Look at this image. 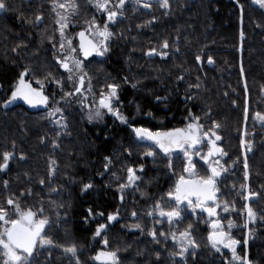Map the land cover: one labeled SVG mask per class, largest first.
Listing matches in <instances>:
<instances>
[{
  "label": "trees",
  "instance_id": "1",
  "mask_svg": "<svg viewBox=\"0 0 264 264\" xmlns=\"http://www.w3.org/2000/svg\"><path fill=\"white\" fill-rule=\"evenodd\" d=\"M7 3L9 10L0 15V154L11 152L13 157L0 172V205L7 208L6 200L15 198L23 210L44 209L42 215L49 220L45 234L55 246L35 254L32 264H75L77 257L81 264H101L93 259L102 249L101 243H93L101 225L102 240L108 241V251H118L120 264H226L208 242V226L204 230L198 223H205L203 216L195 218L184 209L181 219L169 224L155 209L158 202L165 211L175 206L167 193L186 177L187 159L141 143L133 131L169 130L188 117L203 126L202 132L215 130L221 136L229 173L219 186V197L244 216L246 204L257 213L247 246V230L240 233L237 254L243 257L246 251L251 264H264V121L256 116L264 115V8L253 0H169L167 9L153 2L133 15L129 4L114 32L110 57L83 65L94 98L107 94L109 84L119 85L118 98L129 121L111 118L94 133L82 108L67 95L72 92L69 75L57 57L68 48H59L62 37L50 0ZM77 4L78 13L69 21L72 31L92 20L88 0ZM38 15L43 19L36 22ZM165 40L168 49L160 47ZM72 43L76 45L74 39ZM152 48L168 55H148ZM209 57L214 63H207ZM23 73L43 85L49 101L62 100V125L49 106H5ZM214 123L220 127L214 129ZM194 165L197 177L209 175L200 161ZM51 168L56 169L54 175ZM128 168L143 171L122 189L121 184H128ZM87 184L92 187L84 190ZM245 184L246 190L241 188ZM121 189L122 205L117 197ZM247 191L259 195L245 200L241 193ZM110 215L116 220L109 221ZM137 223L140 229L134 227ZM189 225L199 248H190L195 256L183 261L169 255L178 251L172 239L158 236L161 243H156L148 234L154 229L178 236ZM72 245L77 248L75 258L63 250Z\"/></svg>",
  "mask_w": 264,
  "mask_h": 264
},
{
  "label": "snow or ice",
  "instance_id": "2",
  "mask_svg": "<svg viewBox=\"0 0 264 264\" xmlns=\"http://www.w3.org/2000/svg\"><path fill=\"white\" fill-rule=\"evenodd\" d=\"M89 3L94 4V6L107 13V20L110 23H114L118 16L123 15V9L125 8L128 0H88ZM133 3L139 5L143 8H150V3H145L144 0H132ZM160 6L167 9L169 7V0H158ZM52 11L56 14V24L58 25V30L62 40L60 42L59 48L62 50L65 46V41L69 46V54L65 55L62 53V59L58 60L59 63L62 64V67L68 71L69 73H75L82 70L81 62L79 60L73 59V67H70L68 60L71 58L70 53L75 52L76 49L72 47L71 39L65 36V29L69 25L70 17L74 16L78 13V4L77 0H50ZM253 3L258 4L261 8H264V0H253ZM10 5L7 3V0H0V11H8ZM62 10V11H61ZM42 16L36 17V22L42 20ZM95 30V34L99 36L101 39L99 43H94L93 41H88V47L84 44L85 32L81 31L78 35L81 38L80 48L83 50L84 56L87 57L91 54V51H95L97 55H104L109 48L107 46V41L113 36V33L109 31L108 24H104L101 28L100 25L95 23V20L91 22V27L88 29L89 32ZM162 49H168L169 43L167 40L163 41L160 45ZM148 55H161V57H166L168 55L167 52H160L157 48H152L148 51ZM200 57H197L199 60ZM207 63L212 64L214 61L211 57L208 58ZM24 75L26 73L21 74V78L15 89L11 93V98L6 102L5 106L10 105L11 103L17 100H23L25 103L29 104L32 107H36L38 104L47 106L48 97L42 94V91H37L32 88L29 84H27L24 80ZM87 73L81 75L79 77V84L81 87L84 84V76ZM70 80L72 79V75L68 77ZM182 79V77H181ZM43 85H41L42 89ZM108 89L110 91L105 93H101L100 99L98 101V109L94 113L95 117H101L102 113L100 109H106L107 112L116 116L121 123H127V118L118 111L117 108L113 106V100L118 99V88L119 85L109 84ZM135 87V85H133ZM198 87V85H196ZM81 88H76L75 93H79ZM75 93H67V95L71 96ZM157 99H160L159 97ZM59 108L55 109V112H60ZM247 112V110H245ZM257 118L261 121H264V115L256 114ZM247 119V116L245 117ZM89 119H93V116H89ZM59 123V121H57ZM220 124L214 123V129H218ZM202 125L198 123H189L185 129H176L174 131L168 132H152L146 128H133V131L138 139L141 140H149L155 143L159 148L167 155L171 149V146L180 147L184 152L185 156L188 157L187 166L184 171L189 173L190 177H196L195 165L193 164L192 158L189 155L188 148L195 149L197 145L200 143L202 136L208 137V132L202 133ZM211 135L215 136V141H219L221 136L216 133L215 130H210ZM213 140H209V144H211V149L208 151L206 157H202L205 163H208V158L212 157L216 153H221L222 149L216 146V143ZM244 142L242 141V144ZM187 145V148L184 146ZM54 147H58V145H54ZM248 151H251V146H248ZM198 154V153H197ZM2 163H0V172L5 171L9 167V161L13 157V153L4 152L2 154ZM147 155H153L152 152L147 153ZM24 156H20V159H24ZM107 159V158H106ZM215 165L219 166V160H216ZM52 164H55V161H52ZM245 169L248 168L247 159L245 158ZM143 170L142 168L140 169ZM51 174L54 175L56 169H50ZM128 172V184H121V188H125L131 186L135 180L139 179L136 176L135 171L132 168L127 169ZM211 175L205 174L204 176H200L197 178L185 179L183 176L180 177L179 182L176 184L175 190L167 193V196L170 200L176 202V206H170V210L165 211L162 207L161 203H156L155 209L158 210V214L161 218H167V222L169 224H173L174 221H178L181 219V209L178 207L180 204L187 202L189 207L193 209L199 208L201 211L206 212L209 217H217L218 212L217 209L221 208L223 212H229V210H235L234 204H229L228 202H223L221 206L220 203H217V192L219 189L217 188V177L221 175V172L217 170L216 166H210ZM247 172H245V179H247ZM4 186L7 187V181H4ZM41 184H44L45 181L41 180ZM92 187L91 184H87L84 186V190ZM241 188L246 190L248 186L241 185ZM55 191V189H53ZM24 193H21L23 195ZM245 200H251L254 197L258 196L259 193L247 191L246 194L244 192L241 193ZM192 196L196 197L195 202L191 199ZM211 202V205H209ZM7 208L4 205H0V264H32L34 259V251L37 248V241H39V246H55L54 242L47 238L44 230L45 226L49 224V220L47 217H44L42 214L44 212L43 208H40L36 211L32 209L23 210L20 205L17 203L15 198H8L6 200ZM246 209V220L244 227L247 228L248 223H255L257 213L253 211V208L249 205H245ZM37 213H40V218H37ZM149 216L153 215L152 212L147 213ZM133 216L136 215L135 212L132 213ZM18 217V218H15ZM115 215H110L108 217L109 221L116 220ZM264 218V217H262ZM227 220V230H225V225L222 223L220 219L211 222V227L213 231L208 236V242L212 249L216 252L221 251V246L223 248L230 249L232 252V260L238 261L239 264H251V261L248 259L247 252L243 257L237 255V246L241 243V241L232 238L230 234V230L234 227V223L232 220L227 217L224 218ZM159 222V221H158ZM10 225V227L8 226ZM134 227L136 229H140V224H135ZM105 225H101L97 228L95 233L96 236H100L101 232L104 230ZM142 230V229H141ZM153 241L156 243H161L158 239L159 237H164L165 241L168 239H172V241L178 245V251L170 252L169 255L172 257H178L179 260H185L187 255L195 256V252H189V249H197L199 245L196 243L193 238V234L191 232V225L188 226V229L179 232L177 236L176 232L165 233L161 231L157 233L156 230H151L148 233ZM252 236L251 231L249 232V237ZM104 245L107 246L108 241L104 239ZM245 246H247L248 240L245 239L243 241ZM64 252L71 254L72 257H76L77 248L75 245L64 247ZM157 258H159V254H157ZM96 261H100L101 264H120V260L118 257V251H101L95 257H93ZM75 264H81L79 258L77 257L75 260Z\"/></svg>",
  "mask_w": 264,
  "mask_h": 264
},
{
  "label": "flooded vegetation",
  "instance_id": "3",
  "mask_svg": "<svg viewBox=\"0 0 264 264\" xmlns=\"http://www.w3.org/2000/svg\"><path fill=\"white\" fill-rule=\"evenodd\" d=\"M150 2H152V0H149ZM89 3V2H88ZM131 4L133 6V12L132 14L135 15V14H138L140 13V11H142L143 7L139 6V5H136L135 3L132 2V0H128V2L126 3L125 5V8L123 9V15L122 16H118L116 18V21L114 23H110L108 22L107 20V13L106 12H103L99 9H97L94 4H91L89 3L90 5V8H91V12H92V20L90 22H83L82 24V27L76 31H72V35L74 36V40L76 41V45H72L73 48L76 49L75 52H71L70 53V56L71 58L68 60V63L70 65V67H73V59L75 60H79L81 62V66H82V70L81 71H78L79 72V77L81 75H84V71H83V65L85 62H89L90 60H97V61H105L107 58L110 57V54L113 52L112 50V44H113V41H114V32L116 31V27L118 25V23L123 19V17L126 15V12L128 11V5ZM6 13V11H2V14L0 15H4ZM95 20V23L97 25H100L101 28L103 27L104 24H108V29L109 31H111L113 33V36L106 42L107 43V46L109 48V50L104 53V55H97L95 51H91V54L88 55L87 57L84 56V53H83V50L80 48V42H79V39H78V34L81 32V31H84L85 32V37L88 39V40H91L93 41L94 43H99L100 41V37L97 36L95 34V30L89 32L88 29L91 27V22ZM65 55L69 54V47H68V51L67 53L64 51L63 52ZM62 59V56H59L57 57V61L58 60H61ZM58 64L61 66L63 72L69 74V76L71 75V73H69L68 71H66L63 67H62V64L58 62ZM68 76V77H69ZM79 77H78V82H77V85L76 87L72 90L71 93H75V89L78 88V85H79ZM70 80V79H69ZM90 86V82L87 78V76H84V84L83 86L81 87V91L79 93H75L74 96L75 98L79 97L81 99V101H84V100H89L91 99V101H93L95 103V99L93 97V95L90 93L89 89L87 88V86ZM47 96V95H45ZM48 97V96H47ZM19 105H23L25 106L24 102L23 103H20ZM87 106V105H86ZM86 106H84V103H82V108L84 110V115L86 116V112H87V109H86ZM113 106L115 108L118 109L119 112H122L124 113L125 110H124V104L122 102H120L119 98L118 99H114L113 100ZM26 108H28L29 110H32L30 108V106H25ZM105 112H106V120L108 121L109 119H114L115 121H119L121 123V121L116 117L114 116L113 114L107 112L106 109H103ZM127 116V114L125 115ZM106 121V122H107ZM189 123H196L194 120H192L190 117L186 118V120H184V122L172 129H169V130H162V131H159V132H168V131H174L176 129H185L187 127V125ZM89 127V126H88ZM134 128V127H133ZM92 131V130H91ZM202 131V130H201ZM94 132V131H92ZM95 133V132H94ZM100 133V132H99ZM203 133V132H202ZM209 140H212V135L209 134L208 137H203L201 138V141L200 143L197 145V147L195 149H192V148H188V152H189V155L191 156L192 158V161H193V164L196 163V161H200L206 168L207 170L209 171V175H211V172H210V165L212 164L213 166H216L217 167V170L221 172V175L219 176V178H217V188L219 189V186L222 185V179L225 178V176L228 175L229 173V170L227 169V167L225 166L224 164V160L227 158V156L224 154L223 152V149L221 147V144L222 142L219 144L220 148L222 149V156L219 158V159H214L213 157L211 158L209 164L208 163H205L204 159H202V157H206L207 156V153L208 151L210 150V144H209ZM222 140V138H221ZM157 146V145H156ZM158 147V146H157ZM185 148H187V145L184 146ZM159 148V147H158ZM160 149V148H159ZM161 150V149H160ZM162 151V150H161ZM163 152V151H162ZM184 153L180 147H177V146H172L169 153L167 155H170L172 153ZM164 153V152H163ZM198 153V154H197ZM165 154V153H164ZM166 155V154H165ZM184 157L188 160V157L185 156L184 154ZM244 157H245V154H244ZM216 160H219V166L215 165V161ZM196 169V167H195ZM143 171V170H142ZM142 171L140 169H136L135 170V174H141ZM197 170H195L196 172ZM197 173V172H196ZM185 179H188V178H199V177H190L189 176V173H187L186 177H184ZM180 179V178H179ZM178 179V180H179ZM177 180V182H178ZM220 191V190H219ZM219 191L217 192V203H220L221 206L223 205V202H226L225 199H221L219 197ZM170 200V199H169ZM171 201V200H170ZM193 202H195V200H193ZM171 203L175 204L176 206V202H173L171 201ZM181 209V217H182V211L184 209H186L188 211V214L189 215H193L195 216V218H200L202 219L201 216H203L205 218V223L200 221L198 223H202L203 227H204V230L206 227V225L208 226V231H209V234L213 231L212 227H211V222L212 221H215L217 219H220L222 221V223L225 225V230H227V220H225L224 218L227 217L228 219L232 220L233 223H234V227L231 228L230 230V234L232 236V238H235L237 240L240 241V238H241V235L240 233L245 229L247 230V228L244 227V224H245V220H246V216L243 215V213L239 210H237V208L235 207V210H229V212H223L221 210V208H218L217 209V212H218V216L217 217H214V218H211L209 219V216L207 215L206 212H201V211H197L196 208L193 209L192 207H189L188 205H183L180 207ZM246 215V213H245ZM163 219H166L167 218H163ZM175 222V221H174ZM173 222V223H174ZM250 226V223L248 225V228ZM10 227V226H9ZM45 230H46V226H45ZM44 230V232H45ZM102 238V236H101ZM101 251H108L107 247L104 245V244H101ZM241 246V243L237 246V249ZM50 249L49 246H44V247H40L39 246V241H37V248L35 249L34 251V255L35 254H43V253H46L48 252ZM219 254L221 255V257H224L226 256L227 254L228 255H231L232 252L230 251V249H227V248H223L221 246V251L219 252ZM67 256H71V254L67 253ZM72 257V256H71ZM72 258H75V257H72ZM224 262L227 264V261L224 260Z\"/></svg>",
  "mask_w": 264,
  "mask_h": 264
},
{
  "label": "rangeland",
  "instance_id": "4",
  "mask_svg": "<svg viewBox=\"0 0 264 264\" xmlns=\"http://www.w3.org/2000/svg\"><path fill=\"white\" fill-rule=\"evenodd\" d=\"M144 2L145 3H153V2H158V0H152V2H150L149 0H144ZM62 11V10H61ZM65 31V36L67 37V38H69V39H71V41H73V39H74V36L71 34L72 33V30H71V24H70V22H69V25H68V27L64 30ZM72 45H73V43H72ZM69 46H68V44H67V42L65 41V46H64V50H65V48L67 49ZM69 75V74H68ZM71 75H72V79L70 80V84H71V87H72V90L76 87V85H77V82H78V77H79V72H75L74 74L73 73H71ZM24 80H25V82L27 83V84H29L32 88H34V89H36L37 91H42V94L43 95H45L44 94V92H43V90L41 89V87L40 86H38V85H36L35 83H33V82H30L29 80H27L26 79V77H25V75H24ZM18 82H19V80L14 84V86H13V88H12V91L15 89V87L17 86V84H18ZM87 88L89 89V91H90V87H89V85L87 86ZM12 91H11V93H12ZM90 93H91V91H90ZM92 94V93H91ZM93 95V94H92ZM70 98V100L72 99V100H75V102L82 108V103H84V106H86V109H87V112H86V116H85V118H86V121H87V125L89 126V128L92 130V131H94L95 133H99V132H101V130L103 129V127H104V125H105V123H106V112L103 110V109H100V111H101V113H102V115H101V117H95L94 116V113L97 111V109H98V107H99V105H98V101H99V99H100V97L99 98H94L95 99V103L93 102V101H91V99H89V100H84V101H81V99L78 97H74V96H69ZM94 97V96H93ZM10 98H11V95H10ZM9 98V99H10ZM61 101L62 100H58L57 102L56 101H54V100H51V101H49L48 100V104H47V106H44V105H41V104H38L36 107H32V106H30V108L32 109V110H39V109H43V108H48V106L50 107V110H51V116L54 118V120L57 122V121H59V125H62L63 124V115H62V111H60V112H55V109L56 108H59L60 110H61V108L59 107V105H60V103H61ZM20 103H23V100H17V101H15V102H13V103H11L10 105H17V104H20ZM82 110H83V108H82ZM83 112H84V110H83ZM85 113V112H84ZM120 113H122V112H120ZM124 116L126 115V112H124V113H122ZM93 116V119H89V116ZM126 118H127V122L129 121V118L127 117V116H125ZM119 122V121H118ZM172 147V146H171ZM183 156H184V153H183ZM123 196H124V192L122 191V189L121 190H119L118 192H117V197H118V202L122 205V198H123ZM0 225H2V223L0 224ZM248 225H249V223H248ZM8 226H10V225H8ZM0 230H2V228H0ZM249 232H250V230H249V228H248V226H247V233H246V239L248 240V243L250 242V240H251V237H249ZM101 236L102 235H100V236H96L95 234H94V237H93V243H101V244H104L103 243V240H102V238H101ZM248 243H247V245H248ZM107 247V246H106ZM238 255V254H237ZM71 257V256H70ZM226 261H227V264H239V262L238 261H234V260H232V254L231 255H226V256H224L223 257Z\"/></svg>",
  "mask_w": 264,
  "mask_h": 264
},
{
  "label": "water",
  "instance_id": "5",
  "mask_svg": "<svg viewBox=\"0 0 264 264\" xmlns=\"http://www.w3.org/2000/svg\"><path fill=\"white\" fill-rule=\"evenodd\" d=\"M0 14H2V11H0ZM78 39H79V42H80V44H81V38L79 37V35H78ZM88 41H89V40L85 37V38H84V44H85L86 47H88ZM78 88H81V85H80V84L78 85ZM23 102H24V101H23ZM24 104H25L26 106H30L29 104H27V103H25V102H24ZM135 136H136V135H135ZM136 138H137V137H136ZM137 140L140 141L141 143L155 144V143H153L152 141H149V140H141V139H138V138H137ZM212 140L215 141V136H212ZM221 142H222L221 139H220L219 141H215L216 146L220 148L219 144H220ZM158 147H159V146H158ZM210 149H211V144H210ZM220 149H221V148H220ZM221 156H222L221 153H216V154L213 155L212 157H213L214 159H219ZM212 157H209V158H208V164H209V162H210V160H211ZM210 166H213V165L211 164ZM217 178H219V177H217ZM217 178H216V179H217ZM188 179H191V178H188ZM186 180H187V179H186ZM178 182H179V180H178ZM178 182H177V183H178ZM191 199H192V200H196V197H195V196H192ZM171 201H173V200H171ZM173 202H175V201H173ZM183 205H187V202L185 201L184 203L180 204L178 207L180 208V207L183 206ZM209 205H211V202H209ZM196 210H197V211H201V209H199V208H196ZM201 212H203V211H201ZM211 218H214V217H209V219H211ZM97 262L101 263L100 261H97Z\"/></svg>",
  "mask_w": 264,
  "mask_h": 264
},
{
  "label": "bare ground",
  "instance_id": "6",
  "mask_svg": "<svg viewBox=\"0 0 264 264\" xmlns=\"http://www.w3.org/2000/svg\"><path fill=\"white\" fill-rule=\"evenodd\" d=\"M26 106V105H25Z\"/></svg>",
  "mask_w": 264,
  "mask_h": 264
}]
</instances>
